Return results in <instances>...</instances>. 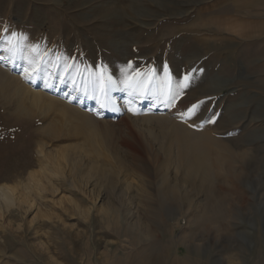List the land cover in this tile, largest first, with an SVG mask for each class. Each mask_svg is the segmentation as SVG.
I'll return each instance as SVG.
<instances>
[{
  "label": "rangeland",
  "instance_id": "obj_1",
  "mask_svg": "<svg viewBox=\"0 0 264 264\" xmlns=\"http://www.w3.org/2000/svg\"><path fill=\"white\" fill-rule=\"evenodd\" d=\"M234 1L0 0V54L23 34L10 73L101 102L89 113L107 137L100 170L56 168L50 156L75 139L0 97V186L13 199L0 196V264H264V0ZM113 97L144 103L129 114ZM129 115L208 136L209 177H185L167 139L142 138Z\"/></svg>",
  "mask_w": 264,
  "mask_h": 264
},
{
  "label": "bare ground",
  "instance_id": "obj_2",
  "mask_svg": "<svg viewBox=\"0 0 264 264\" xmlns=\"http://www.w3.org/2000/svg\"><path fill=\"white\" fill-rule=\"evenodd\" d=\"M28 59L32 60V58ZM16 65H18L17 56H12L6 50H2V53L0 54V97L4 101L14 102L13 112L18 116L31 117L33 114L42 116L40 119H42L44 123L41 126V130L45 134L58 135L63 133L64 135L75 139L66 144L61 151H57L54 155L50 156L51 161L54 165L56 164V168L58 164L61 163V160H67L71 161V164L72 162L76 163L77 161H85L89 172L100 170V147L104 146V143L106 144L107 137L106 134L101 131L102 127L99 129L97 121L89 112H100L102 109L101 102L92 104L82 95L79 96L73 92L69 93V91V94L61 91L48 93L46 91V87H48L46 85L49 83V78L47 76L40 81V88L35 90L31 85L27 86L21 82L19 77L10 73V70L13 69L12 67ZM25 67L26 62L24 61L23 65L18 67L21 69V73H24ZM32 80V83H35L34 78ZM113 100L118 102L121 106L120 108H126L129 114L136 106L144 103L143 98L139 97L119 98V100L116 97H113ZM151 108L153 107H148V109ZM148 112L150 111L148 110ZM100 118L102 117L100 116ZM129 119L136 132L142 138H144L145 135L153 134L154 137L159 136L160 138L167 139V145L164 149L167 155V160H172L175 167L181 170L185 177L192 179L195 176H198L200 180L209 177L213 167V148L211 141H208L210 140L208 139V136L205 135V137L197 132L189 131L186 127L177 126V123H171V120L169 121L162 117L156 122H152V118H143L141 115L140 117L135 116ZM148 122L155 123L154 125L157 126L158 130L149 128ZM102 124H100V126ZM44 147L45 143L41 141L36 149V153L39 157L46 153ZM47 155H49V153ZM39 167L45 176H53L54 171L51 173L46 165L40 163ZM35 173L36 171H30L28 177L34 178L36 176ZM10 188L11 186L9 185L0 186V196L6 203H11L13 201L10 196Z\"/></svg>",
  "mask_w": 264,
  "mask_h": 264
},
{
  "label": "snow or ice",
  "instance_id": "obj_3",
  "mask_svg": "<svg viewBox=\"0 0 264 264\" xmlns=\"http://www.w3.org/2000/svg\"><path fill=\"white\" fill-rule=\"evenodd\" d=\"M10 35L16 37L17 43H16V45H13L11 40L6 39L5 42L9 45V47H7L6 50L10 53V55L14 56L16 53L13 49L18 47L19 39L23 34L10 33ZM36 47H37L36 45H32L29 50H34ZM18 50L23 51L24 49H18ZM24 58H25V62H26V67L24 68L25 78L26 79H33L39 73V67L35 63L36 58H35V56L33 57L32 60H29L27 56H25ZM188 79H189L188 76L184 77L185 82H187ZM46 86L50 87L51 85H46ZM183 86L187 87L188 85H187V83H184ZM145 91H147V88H145ZM170 99H172V98L170 97ZM200 103H203V102H200ZM101 107L103 108V107H105V105L101 104ZM197 108H198V105H192L191 108L188 109L187 115H189V116L194 115ZM210 122L214 123L215 121L212 120Z\"/></svg>",
  "mask_w": 264,
  "mask_h": 264
},
{
  "label": "crops",
  "instance_id": "obj_4",
  "mask_svg": "<svg viewBox=\"0 0 264 264\" xmlns=\"http://www.w3.org/2000/svg\"><path fill=\"white\" fill-rule=\"evenodd\" d=\"M239 0H235L234 1V3H233V6H231L232 8H235V9H237L238 10V8H247V3H245L246 1H244V3H242V4H240L239 2H238ZM264 22V21H263Z\"/></svg>",
  "mask_w": 264,
  "mask_h": 264
}]
</instances>
